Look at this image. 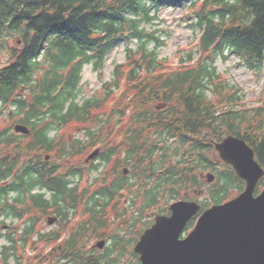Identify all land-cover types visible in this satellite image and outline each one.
Masks as SVG:
<instances>
[{
    "label": "trees",
    "instance_id": "obj_1",
    "mask_svg": "<svg viewBox=\"0 0 264 264\" xmlns=\"http://www.w3.org/2000/svg\"><path fill=\"white\" fill-rule=\"evenodd\" d=\"M185 3L201 31V57L167 69L157 50L162 41L147 26L163 8ZM125 43L127 63L112 85L124 87L117 105L108 106L109 95L79 101L85 67L102 74ZM7 48L0 121L8 112L31 134L15 135L0 122V225L26 221L20 234L0 235L3 264H140L134 245L173 202L207 209L243 192L244 181L216 151L224 138L246 141L264 168V98L243 103L215 65L232 53L264 70V0H0V52ZM71 127L83 139H71ZM96 149L89 166L70 163ZM86 170L99 175L78 193ZM207 172L216 175L213 184ZM263 189L264 179L257 192ZM78 210L84 218L74 226L70 215ZM52 215L62 230L34 232ZM93 239L109 245L99 251Z\"/></svg>",
    "mask_w": 264,
    "mask_h": 264
},
{
    "label": "water",
    "instance_id": "obj_2",
    "mask_svg": "<svg viewBox=\"0 0 264 264\" xmlns=\"http://www.w3.org/2000/svg\"><path fill=\"white\" fill-rule=\"evenodd\" d=\"M15 131L30 134L23 125H17ZM216 150L221 161L245 181L244 192L206 210L185 239L182 233L201 206L189 201L174 203L171 216H157L135 246L141 264H264V190L256 195L264 168L241 138L230 135L216 145ZM98 154L99 150L95 151L87 162ZM207 178L209 183L215 180L213 174ZM54 221L50 220V224ZM97 247L103 249L105 242Z\"/></svg>",
    "mask_w": 264,
    "mask_h": 264
},
{
    "label": "rangeland",
    "instance_id": "obj_3",
    "mask_svg": "<svg viewBox=\"0 0 264 264\" xmlns=\"http://www.w3.org/2000/svg\"><path fill=\"white\" fill-rule=\"evenodd\" d=\"M189 4L190 3H185L180 8H163L153 24L147 26V29L155 32L157 38L162 41V45H160L157 50L160 59L163 60V64H166L167 69L175 70L181 68L182 58L188 61L191 56L193 63H195L201 57V52L199 50L201 31L192 25L194 22V16L191 14ZM10 42L11 43L9 45L11 47H18L16 41ZM138 44L139 43L133 41L129 45L130 47L136 49ZM126 46L127 44L125 43L111 53L102 74L94 72L91 66L85 67L80 87L79 101L90 98L103 99L105 96L109 95L110 103H108V106L112 107L117 105L115 102L123 95L124 87H122V89H116V87L112 85L117 68L127 63L126 61L128 57ZM154 47H156V43L150 45V48ZM2 50L0 52V67L7 64L11 58L10 49L7 48L3 51ZM215 65L220 74H222L223 80L238 91V96H240L243 103L254 106L264 98V70L260 71L259 69L249 68L239 59V57L232 53H226L225 57L219 56L216 59ZM109 82L110 85L108 84ZM107 86H109L108 88L110 90L106 89ZM234 88L233 90H235ZM108 91L110 94H108ZM2 117L3 120L0 121L1 127L9 128L12 126L13 128V125L17 120L15 118H11L8 112H5ZM11 132L14 133L13 129H11ZM66 132L71 139L74 135L78 136L80 139H83L84 137L83 134L79 133V128L71 127L66 129ZM89 154L90 153L76 156L72 162L70 161V163L73 165L89 166L90 162L86 161ZM61 163L63 162L61 161ZM85 175L86 176L81 181L79 180V192L82 188H89L95 178L98 177L96 174L88 175L87 170ZM75 182L78 183V180L76 179ZM207 197L208 195L204 191L199 195V200L204 201ZM79 213H82V211H79ZM72 216L73 214L71 217ZM81 218H84V216ZM76 221L77 218H71V222L74 226H76ZM22 225L23 224L20 225L19 221L16 220L5 221L3 225H0V235L7 234V232L11 231L13 227H17V229H14L19 231V229L22 228ZM59 227L58 223L50 226L45 216L42 218V224L38 227V230H41V232H49L56 230ZM18 234H20V231ZM98 241L100 240H91L90 246H95ZM5 244V240L0 239V252ZM107 245H109V243H107ZM10 264L17 263L11 262Z\"/></svg>",
    "mask_w": 264,
    "mask_h": 264
}]
</instances>
